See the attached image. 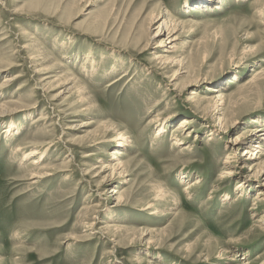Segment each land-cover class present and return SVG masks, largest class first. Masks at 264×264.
I'll use <instances>...</instances> for the list:
<instances>
[{"label": "rangeland", "instance_id": "374dc122", "mask_svg": "<svg viewBox=\"0 0 264 264\" xmlns=\"http://www.w3.org/2000/svg\"><path fill=\"white\" fill-rule=\"evenodd\" d=\"M216 2L0 0V264H264V177H222L264 124V0Z\"/></svg>", "mask_w": 264, "mask_h": 264}, {"label": "bare ground", "instance_id": "6f19581e", "mask_svg": "<svg viewBox=\"0 0 264 264\" xmlns=\"http://www.w3.org/2000/svg\"><path fill=\"white\" fill-rule=\"evenodd\" d=\"M205 1L206 0H198V3H199L198 5H201L202 7H204L207 4H210V5L219 4L218 2H216V0H207L206 2ZM260 15H261V17L262 16L264 17V10H261ZM165 27L167 29H169V33H168L167 38H163L161 40V42L158 44V46L162 47L160 49V52H162V53L156 55V58L158 59V62H163V63L168 64V65L169 64L175 65L181 61L180 59H177L176 57L170 56V54L175 53L176 47L178 44L177 41L180 39V35L177 34V32H176L177 27L173 28L172 26H169V21L164 19L160 23V25L157 27V32L154 35L153 39L156 38V40H158V38L162 35ZM164 53H167L169 55L164 54ZM167 68H169V67H167ZM124 76L125 75H122L121 77L112 81L109 85H112L113 83L118 82ZM174 77H176L175 74H174L173 78ZM19 78H20L19 74H9V75L7 74L3 78V84H7V85L11 84L12 82L18 80ZM227 97H229V96H227ZM226 102H227L226 101V93L224 91H220L219 94L217 96H215V98H214V104H215V106H214L215 108H213L214 111L216 113H221L224 109V106L226 105ZM231 103H232V105H235L237 103V101H233ZM46 119H47V116H45V114H41V116H39V118L34 121V124H36L37 122H40V121H44ZM192 123H194V120H185V122L182 125L184 127H187V126L190 127L192 125ZM223 123H224L223 117H219L217 120L218 127L222 128ZM85 125H87V122L82 123L81 127L85 126ZM163 126L164 125H162L161 127L158 128L157 134H159V135L163 134L162 133L163 132V129H162ZM13 129L16 130L17 126L11 121V122H9L8 129H6V131L11 132ZM257 132H261V133L259 134ZM263 135H264V124L258 128H255V129L245 130L241 135H238L235 139L231 140V147L232 148L230 149V151L227 152V155H226L225 159L223 160V168H224V172H223L224 174L222 175L223 179H230V178L236 176L237 174L238 175L242 174V170H240V169L243 168V170L247 169L248 172H251V174H250L251 176H249L250 179L253 178L257 181L263 180V177H264V138H262ZM118 138L124 142L123 145H125L127 147L132 146L130 137L127 136L125 133H119ZM174 139H175V143H181L178 136L177 137L175 136ZM254 141H256L257 144L254 145L253 144ZM243 144H247V146H246V148L243 149V152L240 153V152H238V149ZM254 146H256V147H254ZM236 148H237V152H236ZM40 154H43L42 150L34 149V150L27 152L25 154L24 158H29L30 156H38ZM43 159H44L43 156H38V159L33 160V162L39 163L40 160H43ZM121 165H122V163H119L118 166H121ZM40 174H43V173H40ZM37 175H38V173H37ZM37 175L33 176V177L43 176V175H40V176H37ZM120 175H121V172H120ZM112 177H115L114 172L111 175V178ZM191 187H192V184L191 185L189 184L186 186L185 189L189 190V189H191ZM250 188H252V184H249L248 181L246 182L243 180L240 181V183L236 187V189L238 190V195H240V196L243 195L244 193H247L248 189H250ZM112 193L115 195L116 193H119V191L116 190V188H115L112 190ZM122 198H123V195L119 194L118 197L116 198L117 199V202L115 203L116 206L122 204V202H121ZM257 198L264 201V189H260L257 192L256 199ZM259 221L262 223L261 225L263 226L264 225V215L261 216V219Z\"/></svg>", "mask_w": 264, "mask_h": 264}]
</instances>
